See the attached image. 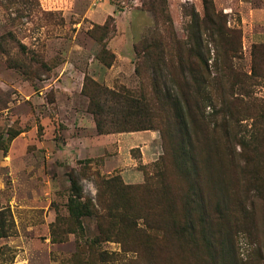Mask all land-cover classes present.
Instances as JSON below:
<instances>
[{"label":"rangeland","instance_id":"1","mask_svg":"<svg viewBox=\"0 0 264 264\" xmlns=\"http://www.w3.org/2000/svg\"><path fill=\"white\" fill-rule=\"evenodd\" d=\"M157 2L0 0V264H264V0ZM202 60L181 151L153 78L187 95ZM84 77L152 127L98 133Z\"/></svg>","mask_w":264,"mask_h":264},{"label":"trees","instance_id":"2","mask_svg":"<svg viewBox=\"0 0 264 264\" xmlns=\"http://www.w3.org/2000/svg\"><path fill=\"white\" fill-rule=\"evenodd\" d=\"M201 2L204 13L200 18V22L202 20L204 21V19L210 21L209 19L211 15L219 17V13H215L212 10L213 8L210 4L211 0H201ZM158 5L160 6V8H158L159 11L163 12L165 10L163 7L164 0H159V2H157V6ZM148 9L151 12H154L153 7L149 6ZM190 15L194 18V21L197 19V16H195V12L192 11ZM112 23V16H107L105 21L101 25H97L96 27L102 29L103 34H106L108 33V31L114 30ZM215 34L219 36L220 32L216 31V33H211L210 35L213 36ZM101 40L98 41L101 42L103 57L108 54L107 56L110 58V61L113 60V53L109 52L106 49ZM199 46L201 47L200 42ZM110 61H108L107 64H110ZM183 69H186L187 71L194 74L190 76V79L184 78L183 84H185L187 89H189L187 90V95L184 90H180L177 94L169 91L168 88H165L162 92L159 90L157 81L155 80V78H153L155 100H160V102L163 103V106L169 110L170 117L180 138V145L182 147L181 151L184 150L183 142H188L189 139L186 121V112L190 107L189 100L192 99L194 101H198L205 98V96L203 95L205 80L203 76H201V74H197V70H199L200 73H203V71H207V65L205 60H202V63L197 65H193L191 62H188L187 67L185 66L183 67ZM195 73L197 74L196 76ZM261 74H264V71L259 74L261 78H264V75ZM86 83H90L94 87L93 95L89 96V106L91 107L90 112L93 115L95 128L98 133L109 131L108 129H104L102 126L103 121L106 119H108L110 124L118 123V121H122L124 123L125 126H123V128H117L116 131H135L151 128L153 119L158 117L157 114L153 113L152 109L148 106L143 96H132L130 94L127 95L126 93L101 86L97 82L84 77L83 87H85ZM193 88L195 89L193 90ZM191 89L193 90V92ZM99 95L103 96L101 99L102 101L98 100ZM8 136L12 137L13 134H10ZM71 187L74 190L76 189L74 187V182L72 181ZM75 191L77 193V189ZM67 209L69 214L76 220H78L80 216L87 215L90 212L86 205H84V203L76 202L72 196H70L67 200Z\"/></svg>","mask_w":264,"mask_h":264}]
</instances>
